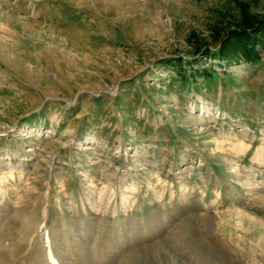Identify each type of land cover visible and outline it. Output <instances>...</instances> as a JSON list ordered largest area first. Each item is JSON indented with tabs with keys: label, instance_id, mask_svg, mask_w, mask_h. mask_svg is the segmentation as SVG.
Wrapping results in <instances>:
<instances>
[{
	"label": "rangeland",
	"instance_id": "obj_1",
	"mask_svg": "<svg viewBox=\"0 0 264 264\" xmlns=\"http://www.w3.org/2000/svg\"><path fill=\"white\" fill-rule=\"evenodd\" d=\"M243 14L0 0V264H264V40L206 55Z\"/></svg>",
	"mask_w": 264,
	"mask_h": 264
},
{
	"label": "trees",
	"instance_id": "obj_2",
	"mask_svg": "<svg viewBox=\"0 0 264 264\" xmlns=\"http://www.w3.org/2000/svg\"><path fill=\"white\" fill-rule=\"evenodd\" d=\"M237 26L230 36L221 40L218 53L214 54L208 50L207 57L214 55V59L226 63L233 57L250 63L257 60L255 48L261 40H264V20H250L246 14H243L242 22ZM207 57L204 60H207ZM178 64L180 66V63ZM179 66L177 69L181 68Z\"/></svg>",
	"mask_w": 264,
	"mask_h": 264
},
{
	"label": "bare ground",
	"instance_id": "obj_3",
	"mask_svg": "<svg viewBox=\"0 0 264 264\" xmlns=\"http://www.w3.org/2000/svg\"><path fill=\"white\" fill-rule=\"evenodd\" d=\"M101 200V199H100Z\"/></svg>",
	"mask_w": 264,
	"mask_h": 264
}]
</instances>
